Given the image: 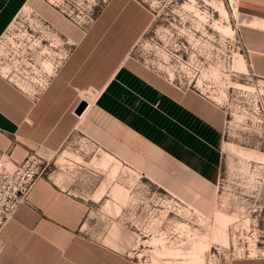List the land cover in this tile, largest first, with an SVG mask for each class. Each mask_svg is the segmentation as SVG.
<instances>
[{
    "label": "rangeland",
    "instance_id": "rangeland-1",
    "mask_svg": "<svg viewBox=\"0 0 264 264\" xmlns=\"http://www.w3.org/2000/svg\"><path fill=\"white\" fill-rule=\"evenodd\" d=\"M108 12L130 25L131 64L217 108L222 158L205 184L116 127L108 150L72 134L31 151L40 177L87 207L75 249L113 264H264V78L245 27L264 0H0V84L35 99L69 52L61 33L96 30Z\"/></svg>",
    "mask_w": 264,
    "mask_h": 264
},
{
    "label": "crops",
    "instance_id": "crops-1",
    "mask_svg": "<svg viewBox=\"0 0 264 264\" xmlns=\"http://www.w3.org/2000/svg\"><path fill=\"white\" fill-rule=\"evenodd\" d=\"M250 18L247 50L255 57L252 71L264 78V17ZM99 19L96 30L84 35L61 33L69 52L35 99L0 84V160L21 162L31 151L55 152L72 134L85 135L108 150L116 127L197 180L214 184L223 145L217 108L131 64L127 56L134 37L124 15L108 12ZM80 101L87 105L77 115ZM28 198L29 205L0 234V264H113L110 254L95 250L84 257L75 249V232L87 211L81 198L44 177Z\"/></svg>",
    "mask_w": 264,
    "mask_h": 264
},
{
    "label": "built area",
    "instance_id": "built-area-1",
    "mask_svg": "<svg viewBox=\"0 0 264 264\" xmlns=\"http://www.w3.org/2000/svg\"><path fill=\"white\" fill-rule=\"evenodd\" d=\"M42 172L40 164L29 156L21 162L0 164V234L18 210L29 205V193Z\"/></svg>",
    "mask_w": 264,
    "mask_h": 264
},
{
    "label": "water",
    "instance_id": "water-1",
    "mask_svg": "<svg viewBox=\"0 0 264 264\" xmlns=\"http://www.w3.org/2000/svg\"><path fill=\"white\" fill-rule=\"evenodd\" d=\"M86 105L87 104L85 101H80L79 104L75 107L74 113L77 115H80L83 112V110L85 109Z\"/></svg>",
    "mask_w": 264,
    "mask_h": 264
},
{
    "label": "bare ground",
    "instance_id": "bare-ground-1",
    "mask_svg": "<svg viewBox=\"0 0 264 264\" xmlns=\"http://www.w3.org/2000/svg\"><path fill=\"white\" fill-rule=\"evenodd\" d=\"M226 14V13H225Z\"/></svg>",
    "mask_w": 264,
    "mask_h": 264
}]
</instances>
